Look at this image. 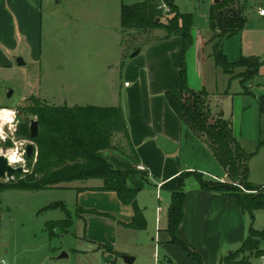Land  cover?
Instances as JSON below:
<instances>
[{
  "label": "crops",
  "instance_id": "1",
  "mask_svg": "<svg viewBox=\"0 0 264 264\" xmlns=\"http://www.w3.org/2000/svg\"><path fill=\"white\" fill-rule=\"evenodd\" d=\"M43 3L44 0H0V70L12 69L16 60L19 66L18 57L28 51L30 52L27 54L30 53L32 57L35 53L38 54V46L41 44ZM214 3L215 0H211L210 7ZM245 4L249 17L248 25L241 34L224 41L223 51L231 63H238L243 57H255L260 59L262 65L259 74L245 85L240 79L232 78L222 71L230 80L226 82L228 85L222 95L231 100L234 107L236 95L240 99L250 98L252 102L247 106H244L243 102L240 103V112L251 107L249 110L252 111L253 117H262L264 18L259 16L258 9L264 8V0H247ZM195 30L196 24L193 28V39L194 44L199 46V53L192 71L194 84L191 83V70L187 65L188 86L195 91L206 89L211 95L212 105L220 98V93L210 92L211 80H217L218 76H221L215 61L213 63L210 58L209 61L205 59V47L210 46L212 49L211 45H206L212 34L211 30L209 32L203 30L198 36ZM182 46L183 40L180 37H172L151 46L143 62L128 65L127 76L133 82L131 84L125 82L124 89L116 87L112 95V105H92L123 109L129 127L130 141L139 162L135 164L116 151H109L106 156L116 168L132 173L129 184L139 190L137 203L147 221V228L143 231L121 226L120 223L132 222L133 209L131 206L123 205L116 193L98 190L103 186L100 180L78 182L69 189H61L74 195V218L85 223L84 239L93 245L94 251H97L103 260L104 251L108 249L121 256L135 257L134 264H220L226 256L242 246L253 227V217L243 212L233 198L204 190L197 182L190 189L185 187L187 196L184 217L177 236L200 257L201 263L185 255L178 249V245L171 242V235L167 229L172 194L178 188L180 175L183 172H192L191 168H183L173 159L183 141L182 124L166 98L168 92L179 95L176 82L180 72ZM235 81L241 84L242 89L239 92L233 90ZM59 103L70 107L84 106L74 102L70 104L67 100ZM222 114L224 116V111ZM261 127L260 120L257 128ZM233 132L242 146L243 138L236 136L234 127ZM160 136L178 144V150L172 155L165 154L157 144ZM137 165L144 166L146 172L137 170ZM224 172V176L211 174V178L224 182L228 179L225 170ZM77 208L84 210L81 217L76 216ZM96 212L110 215L111 218L96 215ZM145 236L147 239H144ZM146 245L152 250L153 262L145 261ZM161 248L163 254H160ZM121 256L114 257L112 263L125 264ZM263 259L261 258L262 262Z\"/></svg>",
  "mask_w": 264,
  "mask_h": 264
},
{
  "label": "rangeland",
  "instance_id": "2",
  "mask_svg": "<svg viewBox=\"0 0 264 264\" xmlns=\"http://www.w3.org/2000/svg\"><path fill=\"white\" fill-rule=\"evenodd\" d=\"M143 1L44 0L38 54L35 53L32 57L30 53L27 54L30 52L28 51L18 57L24 61V66H18L16 60L12 69L0 70V107H8L16 111V120L19 121L14 131H10L8 126L4 125L3 130L8 139L0 140V149L7 151L14 147L13 140H24L27 143L21 151L25 152L27 145L33 144L35 155L32 158L36 160L38 151L35 143L30 138L19 135L20 125L37 121L33 119L35 116L22 110L30 105L31 97L52 106H63L65 104L59 102L66 100L70 104L74 102L84 106L112 105V95L116 87L124 89L125 82L129 84L133 82L127 76L128 65L143 62L147 50L161 42L156 39L166 35L164 30L157 29L123 36L120 15L123 4L130 5ZM174 1L181 13L195 15L197 25L195 31L198 32V36L203 30L210 31L208 16L211 0ZM245 1L247 0H244V3ZM162 12L164 23L174 16L167 6L163 7ZM137 46L141 49V53L133 58ZM205 50V59L209 61L210 58L213 62L211 47L206 46ZM198 53L199 46L193 42L186 54L192 84L195 82L192 71ZM218 71L224 78L218 76L217 80H211L210 92L220 93V98L213 102L212 108L214 112L224 111V118L231 121L236 136L243 138L244 150L247 153H254L249 162L248 182L255 187L262 186L264 184V116L253 117L252 111L249 110L251 107L240 112V103L243 102L244 106H247L252 102L248 97L240 99L236 95V107H234L231 100L222 95L228 85L226 82L230 81L229 76H225L220 69ZM8 89L12 91L11 96H8ZM241 89L240 82L235 81L234 92H239ZM260 120L262 127L259 129L257 126ZM29 131L31 135L30 126ZM122 149L130 154L126 143ZM173 159L183 168H191L194 172L204 174L205 179H212L211 174L219 176L225 174L224 168L214 159L208 145L196 139L187 141L184 136ZM24 161L23 166L16 164L13 167L28 169L26 153ZM197 182L195 176L186 177V189H190ZM224 182L230 183L228 179ZM9 183L11 182L7 179L0 180V185ZM238 188L246 195L257 194L242 186ZM73 196L72 193L61 189L43 191L9 189L0 192V262L5 260L7 264H106L101 255L94 251L93 245L84 239L85 223L74 218L68 233L56 231L52 234L47 229L48 223L66 219L61 209L48 210L47 207L61 202L75 215ZM252 223L255 230H264V210L254 213ZM162 225L164 226V222ZM144 239H147L146 236ZM263 242L261 241L262 249H264ZM178 249L187 255L182 247L178 246ZM162 250L161 248L160 254H163ZM63 253L68 256L60 258ZM103 255L107 257V262H113L115 256L112 253L105 250ZM144 255L145 261L153 262L152 250L148 249L147 245ZM254 255L251 252H244L239 261L243 264H262L261 258L257 259Z\"/></svg>",
  "mask_w": 264,
  "mask_h": 264
},
{
  "label": "trees",
  "instance_id": "3",
  "mask_svg": "<svg viewBox=\"0 0 264 264\" xmlns=\"http://www.w3.org/2000/svg\"><path fill=\"white\" fill-rule=\"evenodd\" d=\"M163 4L174 15L167 23L162 21L163 12L160 7ZM208 21L212 36L206 45L212 46L211 56L216 66L230 77L240 79L243 85L254 79L262 65L259 58L243 57L238 63H231L223 51L224 41L241 34L248 25L249 17L244 0H215L210 7ZM194 25L195 15L181 13L174 0H144L130 5L123 4L121 8L123 36L128 33H147L161 29L166 35L156 39L158 41L172 37L182 38L180 72L176 82L179 95L168 92L166 98L181 121L183 138L185 136L187 141L196 139L207 144L230 181L225 183L205 179L204 174L194 171L183 172L179 178L178 188L172 194L167 229L171 235V242L182 247L188 256L201 263L200 257L177 236L184 217L186 177L195 176L202 189L233 198L241 210L252 217L255 212L264 210V186L255 187L248 182L249 162L254 153H247L244 150L234 136L232 123L224 118L222 112H214L208 91L206 89L195 91L188 86L186 54L194 42ZM22 110L35 116L39 124V134L33 140L29 131L31 123L20 125L19 129V135L28 137L35 143L38 155L36 160L28 159V172L19 175L13 183L0 185V192L9 189L27 191L69 189L74 183L100 180L103 186L98 190L116 193L123 205L131 206L133 209L132 222L120 225L135 231L147 228L143 210L137 203L139 190L129 184L132 173L116 168L106 156L107 152L116 151L135 164L139 162L130 141L128 123L121 107L92 105L70 107L67 104L52 106L31 97L30 105ZM261 110L264 112V103ZM125 143L130 154L122 149ZM238 186L257 194H243ZM47 209H61L66 215L65 220L48 223L49 232L68 233V229L73 225L74 215L61 202L54 203ZM82 214L84 210L77 208L76 216L81 217ZM95 214L103 215L97 212ZM103 216L111 218L107 214ZM261 241H264V230L259 231L251 227L242 246L226 256L220 264H243L239 258L244 252L254 253L257 259L263 258L264 249L261 248ZM106 251L116 258L121 256L111 250ZM107 261V257L104 256L106 264H113Z\"/></svg>",
  "mask_w": 264,
  "mask_h": 264
},
{
  "label": "water",
  "instance_id": "4",
  "mask_svg": "<svg viewBox=\"0 0 264 264\" xmlns=\"http://www.w3.org/2000/svg\"><path fill=\"white\" fill-rule=\"evenodd\" d=\"M140 53H141V49H137L135 51V53H133L132 57L134 58V57L138 56ZM18 64H19V66L25 65L24 61L21 58L18 59ZM7 92H8V96H11L12 91H10L8 89ZM30 129H31L30 137L33 140L39 134V124L36 120L31 122ZM157 144L163 150V152L167 155L174 154L179 148L178 144H176L175 142H173V141H171V140H169L163 136L158 137ZM34 155H35V146L33 144L27 145L26 157L28 159H31ZM23 173H26V171L24 170V167H11L6 158L0 157V180H6L7 179L9 182L13 183L14 178L17 175L23 174ZM67 256L68 255L66 253H63L60 256V258H64ZM121 259L123 260V262L125 264H134V262H135V257L130 256V255H123V256H121ZM263 263H264V259H263Z\"/></svg>",
  "mask_w": 264,
  "mask_h": 264
},
{
  "label": "clouds",
  "instance_id": "5",
  "mask_svg": "<svg viewBox=\"0 0 264 264\" xmlns=\"http://www.w3.org/2000/svg\"><path fill=\"white\" fill-rule=\"evenodd\" d=\"M259 15L264 16V8L258 9ZM17 113L16 111L8 108H0V140H7L8 136L4 133V125H7L10 131H14L16 124L19 123V121L16 120ZM33 119H36L35 117ZM15 122V123H14ZM27 141L21 140L16 141L13 140L14 147L9 148L7 151H4L3 149H0V157H4L7 159L9 165L13 167L16 164H23L24 161V155L25 152L21 151L24 144H26ZM25 171H28L27 168L24 169ZM0 264H4V262H0Z\"/></svg>",
  "mask_w": 264,
  "mask_h": 264
},
{
  "label": "built area",
  "instance_id": "6",
  "mask_svg": "<svg viewBox=\"0 0 264 264\" xmlns=\"http://www.w3.org/2000/svg\"><path fill=\"white\" fill-rule=\"evenodd\" d=\"M165 6L166 5L163 4L160 8L163 9V7H165ZM258 14H259V12H258ZM259 16L264 18V16H261V15H259ZM128 85L129 84H126V86H128ZM25 153H26V151H25ZM137 170L142 171V172H146V168L142 165H137ZM1 262H4V264H7V262L5 260H2Z\"/></svg>",
  "mask_w": 264,
  "mask_h": 264
}]
</instances>
